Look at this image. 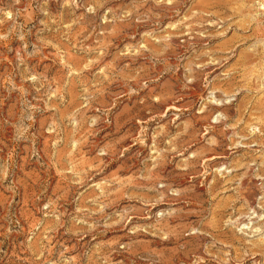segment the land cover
Segmentation results:
<instances>
[{"label":"rangeland","instance_id":"obj_1","mask_svg":"<svg viewBox=\"0 0 264 264\" xmlns=\"http://www.w3.org/2000/svg\"><path fill=\"white\" fill-rule=\"evenodd\" d=\"M0 264H264V0H0Z\"/></svg>","mask_w":264,"mask_h":264}]
</instances>
